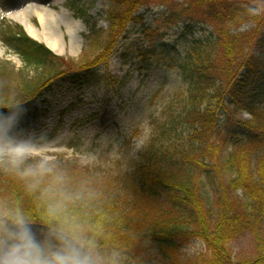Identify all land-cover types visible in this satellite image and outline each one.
I'll use <instances>...</instances> for the list:
<instances>
[{
    "label": "trees",
    "instance_id": "trees-1",
    "mask_svg": "<svg viewBox=\"0 0 264 264\" xmlns=\"http://www.w3.org/2000/svg\"><path fill=\"white\" fill-rule=\"evenodd\" d=\"M103 2L108 36L101 52L80 65L0 19V40L35 75L30 80L32 75L0 64V113L56 81L96 80L98 66L108 62L144 7L159 8L166 23L181 25L176 40L148 49L168 58L183 83L173 112L139 152L134 184L76 172L68 162L46 165L49 171L37 183L24 175L35 166L8 164L0 173L6 211L19 210L36 236L52 233L64 220L74 223L95 241L98 255H118L102 264H264V0ZM259 7L262 14H254ZM249 22L259 24L256 37L241 30ZM222 78L231 79L225 91L217 86ZM128 190L158 207L146 211L141 205L149 201L126 200ZM52 193L58 219L49 216ZM245 235L256 239V253L235 261L231 243ZM196 240L205 252L182 256V246Z\"/></svg>",
    "mask_w": 264,
    "mask_h": 264
},
{
    "label": "rangeland",
    "instance_id": "rangeland-1",
    "mask_svg": "<svg viewBox=\"0 0 264 264\" xmlns=\"http://www.w3.org/2000/svg\"><path fill=\"white\" fill-rule=\"evenodd\" d=\"M31 5L37 6V11L32 9L27 13L26 8ZM104 10L103 0H0V19L23 27L13 15L24 11L36 34L54 31L57 52H53L77 65L92 60L105 44L108 23L104 19ZM160 10L141 9L140 19L127 26L125 37L118 42L108 62L98 66L96 80L82 85L56 81L44 101L32 102L25 110L16 108L11 113H0L2 176L7 165L13 164L9 147L23 145L30 149L23 164L35 166L40 161L47 166L74 163L80 169L76 172H88V176L95 177L111 174L129 185L134 184L133 170L140 158L139 152L153 131L169 118L183 88L168 58L148 51L156 41L171 43L176 40L181 30L180 24L166 23ZM254 11V14H262L263 10L259 7ZM37 12H43L42 20ZM48 21L50 23L46 24ZM259 28L257 22H249L241 30L253 31L256 37L261 31ZM34 39L44 43L38 37ZM0 64L32 75L30 80L35 77L34 71L24 67L1 42ZM39 72L44 75V71ZM230 82V78H222L217 86L225 91ZM234 116L250 118L245 113ZM123 197L138 204L149 201V206L141 205L146 211L151 209H147L150 205L158 207L152 199H141L136 191L128 190ZM4 213H7L6 204L0 198V215ZM256 247V239L245 235L231 243L230 249L234 260L241 262L253 258ZM200 252H205V247L198 240L180 250L182 256ZM117 256L116 253L99 254L102 263ZM152 264L162 263L153 260Z\"/></svg>",
    "mask_w": 264,
    "mask_h": 264
},
{
    "label": "clouds",
    "instance_id": "clouds-1",
    "mask_svg": "<svg viewBox=\"0 0 264 264\" xmlns=\"http://www.w3.org/2000/svg\"><path fill=\"white\" fill-rule=\"evenodd\" d=\"M8 154L19 166L30 154L23 145L10 146ZM49 169L43 161L25 168L24 175L36 178ZM49 216L59 218L60 205L52 193ZM0 264H102L95 250V241L83 229L64 220L48 237L37 238L30 222L19 210L0 215Z\"/></svg>",
    "mask_w": 264,
    "mask_h": 264
},
{
    "label": "bare ground",
    "instance_id": "bare-ground-1",
    "mask_svg": "<svg viewBox=\"0 0 264 264\" xmlns=\"http://www.w3.org/2000/svg\"><path fill=\"white\" fill-rule=\"evenodd\" d=\"M37 6H28L26 8V12L29 13L32 9L33 11H37ZM43 12H37V16L40 18V20L43 19ZM13 18L16 19L17 21L21 22L22 25L24 26L26 32L30 35V36H35L38 37L39 39H41L51 50L57 52V47H56V37L54 36V31L52 30H46V31H42L41 33V37L36 34L33 29L31 28V26L29 25L28 21L26 20L25 16H24V11H22L21 13H17L13 15ZM46 23V22H45ZM50 21H48L46 24H49ZM34 37V38H35ZM72 45V44H71Z\"/></svg>",
    "mask_w": 264,
    "mask_h": 264
}]
</instances>
